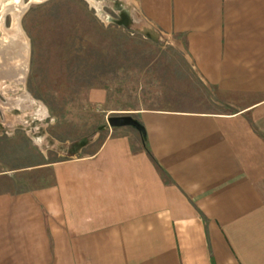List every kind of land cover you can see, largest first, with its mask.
Instances as JSON below:
<instances>
[{
	"label": "crops",
	"instance_id": "obj_1",
	"mask_svg": "<svg viewBox=\"0 0 264 264\" xmlns=\"http://www.w3.org/2000/svg\"><path fill=\"white\" fill-rule=\"evenodd\" d=\"M116 3L176 43L221 111L139 110L145 140L109 127L92 154L61 160L0 123V264H264V0ZM19 45L0 55L12 95L27 71Z\"/></svg>",
	"mask_w": 264,
	"mask_h": 264
},
{
	"label": "rangeland",
	"instance_id": "obj_2",
	"mask_svg": "<svg viewBox=\"0 0 264 264\" xmlns=\"http://www.w3.org/2000/svg\"><path fill=\"white\" fill-rule=\"evenodd\" d=\"M128 18L116 0H0V45L8 47L0 55L14 60L24 42L27 70L17 95L0 89L4 129L27 131L48 159L61 160L92 154L108 136L111 116L220 112L187 73L176 43ZM93 90L106 93L104 103L89 100ZM21 94L33 103L16 104ZM39 108L44 118L35 114Z\"/></svg>",
	"mask_w": 264,
	"mask_h": 264
},
{
	"label": "water",
	"instance_id": "obj_3",
	"mask_svg": "<svg viewBox=\"0 0 264 264\" xmlns=\"http://www.w3.org/2000/svg\"><path fill=\"white\" fill-rule=\"evenodd\" d=\"M107 124L110 128H133L141 135L142 139L145 140L144 128L136 119L129 115L111 116L107 119Z\"/></svg>",
	"mask_w": 264,
	"mask_h": 264
},
{
	"label": "bare ground",
	"instance_id": "obj_4",
	"mask_svg": "<svg viewBox=\"0 0 264 264\" xmlns=\"http://www.w3.org/2000/svg\"><path fill=\"white\" fill-rule=\"evenodd\" d=\"M18 2H20V0H14V4L15 3H18ZM10 11V10H9ZM12 34H14L13 36H14V39H18V38H20L22 35H21V33H20V31H18V29L17 30H15V31H13V33ZM12 36V37H13ZM6 39V38H5ZM9 39V38H8ZM17 45V44H16ZM12 49V48H11ZM21 51V50H20ZM32 104V103H31ZM41 113H43L44 114V112H42L41 111ZM42 114V115H43Z\"/></svg>",
	"mask_w": 264,
	"mask_h": 264
},
{
	"label": "trees",
	"instance_id": "obj_5",
	"mask_svg": "<svg viewBox=\"0 0 264 264\" xmlns=\"http://www.w3.org/2000/svg\"><path fill=\"white\" fill-rule=\"evenodd\" d=\"M120 24H122V23H120ZM123 25V24H122Z\"/></svg>",
	"mask_w": 264,
	"mask_h": 264
}]
</instances>
